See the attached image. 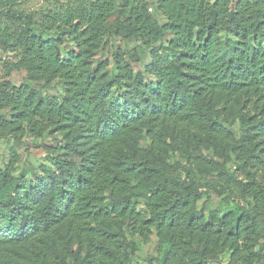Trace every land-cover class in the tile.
<instances>
[{
	"label": "trees",
	"instance_id": "1",
	"mask_svg": "<svg viewBox=\"0 0 264 264\" xmlns=\"http://www.w3.org/2000/svg\"><path fill=\"white\" fill-rule=\"evenodd\" d=\"M118 1L36 20L0 0V49L19 57L3 63L0 140L56 136L32 177L13 175L16 151L0 170V264H125L154 234L157 264H209L226 251L231 264H264V0H154L164 23L146 1L124 0L108 28ZM110 34L150 50L151 79L120 50L114 77L108 61L93 67ZM22 69L60 81L62 95L15 86ZM233 187L237 209H199L209 191Z\"/></svg>",
	"mask_w": 264,
	"mask_h": 264
},
{
	"label": "rangeland",
	"instance_id": "2",
	"mask_svg": "<svg viewBox=\"0 0 264 264\" xmlns=\"http://www.w3.org/2000/svg\"><path fill=\"white\" fill-rule=\"evenodd\" d=\"M95 1V0H91ZM124 0L117 2V12L114 17L107 23V27L111 28L116 19L119 16L120 7ZM132 1V0H131ZM148 3L149 8L154 10L149 11L158 21L165 22V19L160 16L154 8V0H144ZM81 0H13L11 8L18 13L33 14L36 13V20H39L42 12H60L67 7H78ZM5 22L0 21V32L5 27ZM56 33H47L46 39L57 38ZM222 39L230 38L229 35L222 33ZM73 48V43L70 40H66L62 46L64 56L68 50ZM123 51L126 57L133 61L134 73H141L145 76V79H151L145 72V68L151 63L150 50L144 48L143 44L138 39L126 40L121 36L108 35L101 48L96 52L92 65L94 68L98 65L108 61L109 66L107 68L108 75L114 77L117 74L116 65L114 61V55L117 51ZM0 79L4 76L3 63L5 60L10 62H18L19 57L13 52L4 53L0 49ZM9 81L15 86H21L24 83H28L31 87L39 90L44 96L60 97L63 92L60 81H53L49 85L45 82H32L27 78V72L22 70L13 71ZM115 93L118 97L121 96V90L119 87L115 88ZM0 115H6L7 119L10 118L7 110L0 111ZM239 126H235V132L239 133ZM56 136L47 132L42 139H34L30 136H25L21 140H16L14 137L9 136L0 140V170L4 169L11 159V154L16 151L19 155L18 162L13 171L15 177L21 174H26L28 177H32L34 173L38 172L42 165H50L49 160L46 157L44 146H51L55 143ZM208 153V152H207ZM176 158L169 161L170 164L175 162ZM228 169L232 172L235 170L234 162L228 164ZM224 196L229 197V200L224 199ZM223 197L217 195L214 191H209L208 194L199 202V209H204L206 212L221 210V209H237V204L243 205L240 194L237 192V188L233 187L232 192H226ZM138 251L136 253H130L129 260L124 261L125 264H157L156 258L160 256V247L156 234H154L147 243H141L138 239ZM262 242L259 243V247ZM209 264H231V253L226 251L219 256L211 259Z\"/></svg>",
	"mask_w": 264,
	"mask_h": 264
},
{
	"label": "built area",
	"instance_id": "3",
	"mask_svg": "<svg viewBox=\"0 0 264 264\" xmlns=\"http://www.w3.org/2000/svg\"><path fill=\"white\" fill-rule=\"evenodd\" d=\"M149 11H150V12H152V11H153V9H152V8H150V9H149Z\"/></svg>",
	"mask_w": 264,
	"mask_h": 264
}]
</instances>
